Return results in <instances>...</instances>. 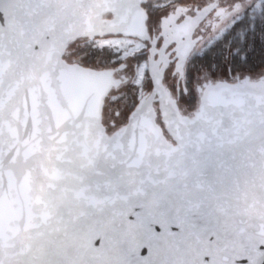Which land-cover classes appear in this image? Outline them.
<instances>
[{
  "label": "water",
  "instance_id": "95a60500",
  "mask_svg": "<svg viewBox=\"0 0 264 264\" xmlns=\"http://www.w3.org/2000/svg\"><path fill=\"white\" fill-rule=\"evenodd\" d=\"M143 1L0 0V264H264V81L209 84L187 118L150 62L108 135L121 79L65 57L145 39Z\"/></svg>",
  "mask_w": 264,
  "mask_h": 264
},
{
  "label": "flooded vegetation",
  "instance_id": "af4514ba",
  "mask_svg": "<svg viewBox=\"0 0 264 264\" xmlns=\"http://www.w3.org/2000/svg\"><path fill=\"white\" fill-rule=\"evenodd\" d=\"M255 1H143L142 6L147 14L146 38L127 37L144 43L135 59L145 61L148 84L140 91L137 99L126 105L129 111L124 117H110V95L129 82L133 73L128 76L127 63L118 59L119 54L115 51L112 53L105 48L102 52H105L107 58L102 61V66H95L96 69H113V76L121 79L120 84L112 87L104 99L101 122L107 134L111 135L123 127L140 99L151 92L153 84L149 72L150 62L158 69H163L164 87L171 98L175 99L180 113L187 118L196 114L201 96L209 84L264 81V0L258 10L250 8ZM106 15L111 16L110 13ZM249 29L253 31L249 32ZM100 37L105 36H96L95 39ZM97 49L100 51V48ZM65 57L70 63L77 62ZM200 67L205 68L207 78L197 83L195 79L201 76ZM153 106L162 138L175 144L161 118L159 103L153 102ZM115 114L119 115V111Z\"/></svg>",
  "mask_w": 264,
  "mask_h": 264
},
{
  "label": "rangeland",
  "instance_id": "374dc122",
  "mask_svg": "<svg viewBox=\"0 0 264 264\" xmlns=\"http://www.w3.org/2000/svg\"><path fill=\"white\" fill-rule=\"evenodd\" d=\"M262 5V0H256L255 3L250 7L253 10H258ZM245 6V5H244ZM85 45L91 46V48H100V51L95 53V56L90 57V54L86 51H82V48ZM144 47V43L127 36L121 35H108L105 37L88 39V38H79V40L73 41L67 51L66 56L69 60L77 61L85 65L90 66H102V61L107 58L103 48L108 49L110 52H116L118 59L123 60L127 63L126 73L130 76V73H133V76L130 78L129 82H126L121 86L118 91H114L110 95V117L113 119H118L124 117L125 113H128L129 102L137 99L140 91L148 84L145 61H137L136 54L141 51ZM201 76L195 79V82H202L207 77L204 67H200ZM263 71V70H262ZM131 88H128L129 85ZM130 89V90H129ZM113 103V104H112ZM196 107V106H195ZM183 109H186V106L182 105ZM188 109V108H187ZM119 111V115L116 116L115 112ZM118 117V118H117Z\"/></svg>",
  "mask_w": 264,
  "mask_h": 264
},
{
  "label": "trees",
  "instance_id": "16d2710c",
  "mask_svg": "<svg viewBox=\"0 0 264 264\" xmlns=\"http://www.w3.org/2000/svg\"><path fill=\"white\" fill-rule=\"evenodd\" d=\"M248 17V16H247ZM250 31L249 32H251V31H253L252 29H249ZM73 42V41H72ZM72 42H70V44L72 43ZM69 44V45H70ZM86 51V52H88L89 54H90V57H93V56H95V53H97L98 51H99V49H97V48H91V46H89V45H85L83 48H82V51ZM260 58H262L261 56H260ZM260 58H259V60H260ZM260 63H261V60L259 61Z\"/></svg>",
  "mask_w": 264,
  "mask_h": 264
}]
</instances>
